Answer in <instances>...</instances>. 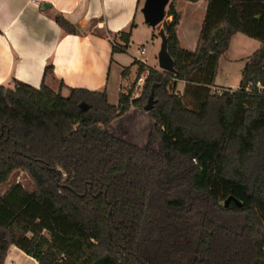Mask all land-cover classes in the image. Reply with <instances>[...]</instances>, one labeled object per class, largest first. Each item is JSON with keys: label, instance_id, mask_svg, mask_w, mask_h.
Wrapping results in <instances>:
<instances>
[{"label": "trees", "instance_id": "16d2710c", "mask_svg": "<svg viewBox=\"0 0 264 264\" xmlns=\"http://www.w3.org/2000/svg\"><path fill=\"white\" fill-rule=\"evenodd\" d=\"M167 15L176 72L135 60L138 78L148 72L140 98L121 91L113 104L107 90L0 85V184L16 171L35 184L0 197V264L12 245L38 264H264V0H209L194 51L180 44L173 3ZM54 19L78 34L63 14ZM135 27L110 33L113 52L128 50ZM239 32L261 46L238 89L214 92L219 58ZM152 88L148 142L110 132Z\"/></svg>", "mask_w": 264, "mask_h": 264}, {"label": "crops", "instance_id": "0c3cea01", "mask_svg": "<svg viewBox=\"0 0 264 264\" xmlns=\"http://www.w3.org/2000/svg\"><path fill=\"white\" fill-rule=\"evenodd\" d=\"M141 1L0 0V85H8L14 79L36 88L45 83L64 96L70 94L71 88L107 90L111 103L112 94L119 100L121 87L127 78L123 75L125 67H130L131 71L137 69L135 60L155 68L159 66L158 57L152 59L153 46L148 49L138 39L141 32H146L153 44L157 41L145 22ZM174 5L181 15L177 27L180 44L194 51L199 43L209 0H174ZM185 7L191 15L188 23L182 10ZM55 13L63 14L74 24L78 34L67 33L54 19ZM134 22L136 27L128 50L113 52L114 37L110 33L128 31ZM191 33L194 36L190 41ZM238 34L241 32L234 34L231 42ZM115 40L122 43L119 37ZM142 49L145 53L141 52ZM47 65L53 66V72L45 75ZM217 77L214 88L228 87L218 84ZM5 264H38V261L12 245Z\"/></svg>", "mask_w": 264, "mask_h": 264}, {"label": "rangeland", "instance_id": "374dc122", "mask_svg": "<svg viewBox=\"0 0 264 264\" xmlns=\"http://www.w3.org/2000/svg\"><path fill=\"white\" fill-rule=\"evenodd\" d=\"M174 4V0H170L169 5L166 8V15L164 20L157 27L148 26L153 31V37L157 38V41L153 44L151 36L146 32H141L138 39L142 40L148 49L153 46L152 59L158 57V52L161 47V37L159 30L163 28V25L167 21H171L172 17L168 16V9L170 4ZM144 0L141 1L140 9L143 7ZM186 14L185 22L188 23L191 20V15L186 7L182 9ZM148 25V24H147ZM148 28V29H149ZM194 34H189V40L193 39ZM261 41L252 37H249L243 33L236 35L229 47V49L221 56L218 67L217 83L221 86H228L232 90L239 88L243 71L246 63L250 57L258 50ZM195 48V47H194ZM138 65V64H137ZM149 67V65H146ZM139 68V66H138ZM138 68L131 71L129 70L124 77L127 76L124 85L121 87V91L128 92L132 90L133 98H140L143 96V89L147 71L138 78ZM157 69H161L157 66ZM9 86L13 87V83H9ZM188 83L186 81H178L176 93L184 97V102L187 106H192L193 100L191 97L184 95V92L188 89ZM228 87H213L214 92L224 91ZM150 96V95H149ZM148 98L144 99L142 107H131L130 111L122 116H119L112 122L108 130L113 134L135 144L145 145L151 133L155 132V120L151 117L150 112L145 110V106L148 104ZM155 97V94H154ZM113 104H117L118 99L116 95L111 96ZM16 183H21L27 190H34L35 184L26 172L16 171L11 175L9 180L3 184H0V197L8 192Z\"/></svg>", "mask_w": 264, "mask_h": 264}, {"label": "water", "instance_id": "95a60500", "mask_svg": "<svg viewBox=\"0 0 264 264\" xmlns=\"http://www.w3.org/2000/svg\"><path fill=\"white\" fill-rule=\"evenodd\" d=\"M169 3L170 0H144L141 12L144 16L145 22L151 27H157L158 25H160L165 18L166 8ZM159 35L161 37V47L158 53L159 67L163 70L175 73V62L168 49V36L164 28H161L159 30ZM155 102L156 100L154 97V88H152V92L149 96L148 104L145 106V110H152L155 105ZM231 200L232 197L226 200V206L229 205ZM237 203L239 205H242V203L239 201H237Z\"/></svg>", "mask_w": 264, "mask_h": 264}, {"label": "built area", "instance_id": "2783aa9c", "mask_svg": "<svg viewBox=\"0 0 264 264\" xmlns=\"http://www.w3.org/2000/svg\"><path fill=\"white\" fill-rule=\"evenodd\" d=\"M141 52H142V53H145V49H142ZM219 92H222V91H219Z\"/></svg>", "mask_w": 264, "mask_h": 264}]
</instances>
